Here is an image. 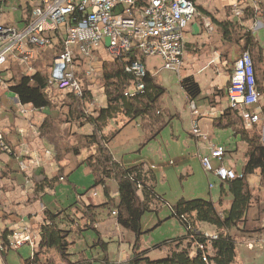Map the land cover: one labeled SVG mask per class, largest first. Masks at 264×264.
I'll use <instances>...</instances> for the list:
<instances>
[{"label": "crops", "instance_id": "crops-1", "mask_svg": "<svg viewBox=\"0 0 264 264\" xmlns=\"http://www.w3.org/2000/svg\"><path fill=\"white\" fill-rule=\"evenodd\" d=\"M239 1L244 12L247 6L252 7L249 0ZM37 2L38 0H8L6 7L0 11V23L17 29L23 28L27 23L28 7H33ZM194 2L199 18L189 24L183 34L186 48L181 68L186 70V74L181 77V70L175 74L172 70L164 68V60L160 56L145 61L147 70L167 90L161 103L162 116L166 123L164 128L154 137L143 126L141 119L125 125L122 120L118 122L114 120L108 128V131L120 128V132L110 143L115 159L124 166L144 164L152 169L156 178L155 191L165 201L164 205L159 206L156 211L146 213L143 218L144 233L138 249L146 251L152 259L163 258L168 254L169 248L164 246L165 242L187 235L186 228L171 213V206L179 199H210L207 195L211 193V188L215 187L214 184L220 181V197L218 201L212 200L217 203L221 211L230 207L231 196L227 181L220 180L212 172H206L201 163V156L209 153L210 146L218 144L226 148V154L221 160H213L214 167L224 165L235 170L240 177L243 175L247 159L248 146L237 132L239 125L228 127L226 119H221L230 107L229 81L236 63L235 59L230 60L229 50L222 51V48L224 45L237 44L240 47L237 56L241 55L243 50L238 43L223 38L221 29L214 19L235 21L232 15L233 4L218 9L200 0ZM244 16L240 23L248 29L254 24V20L243 21ZM207 21L211 22L212 28L207 27ZM257 25L259 37L257 40L264 46V39L261 37L262 32L264 33L262 18L257 20ZM49 35L45 48L34 47L36 50L34 59L22 62L11 57L5 66L0 67V135L2 137L0 140V246L3 244V234L6 231L10 233L8 239L15 231H28L37 246L40 240V226L46 210L66 211L72 215L75 213L79 217L77 212L85 206L99 205L107 201L101 186L91 188L95 183V176L91 169L82 163L89 152L82 150L80 155H75L71 149L76 136L90 132L92 128L88 125L77 128L74 124L72 128L79 132L77 135L58 133L60 138L57 141L62 155L58 159L55 144L41 135V127L46 117L57 118L59 110L38 109L32 105L22 104L19 97L10 89L11 80L19 73L36 72L35 64L41 57L46 56L53 66L56 48L61 42L58 38H54L53 34ZM207 58L208 62L198 68ZM82 60L84 61L82 67L75 65L76 73L83 69V74L91 83V88L93 89L94 84L101 87L102 91L99 94L93 90L95 105L104 106L106 103L103 88L97 80L102 70V61H92L93 71H90L87 69L85 59ZM209 67L213 68L214 73L225 75V81L221 85L214 84L204 90L198 75ZM165 70L179 77V88L175 91L176 95H179L178 101L172 95L168 96L169 89L158 79L160 73ZM190 76L201 87V94L192 100L181 84L185 77ZM52 89L61 91L53 86ZM260 124L264 142V124L262 122ZM63 126L65 131H69L70 126L64 123L59 129ZM195 127L200 130V136L194 134ZM56 175H60L59 180L52 187H47L46 180ZM254 175L258 177L257 187L251 184ZM254 175L249 178L254 201L248 211L244 229L232 231L235 239L237 236L243 239L253 237L255 234L252 233L264 232V186L259 171ZM40 183L44 186L38 187ZM108 185L111 189V197L118 202L116 180H109ZM114 211L116 209L104 210L98 216L94 229L73 234L74 243L70 249L71 264L129 263L135 254L134 245L137 239L134 233L118 224ZM79 222L82 224L81 220ZM199 229L211 238L217 234L216 228L208 230L203 223L199 225ZM32 252L33 248L30 244L18 249L8 248L3 253L0 251V264H29Z\"/></svg>", "mask_w": 264, "mask_h": 264}, {"label": "trees", "instance_id": "trees-1", "mask_svg": "<svg viewBox=\"0 0 264 264\" xmlns=\"http://www.w3.org/2000/svg\"><path fill=\"white\" fill-rule=\"evenodd\" d=\"M7 3L8 0H0V11L6 7ZM32 11V6H29L26 22L31 20ZM254 15L253 8L247 6L243 21L253 19ZM214 21L221 29L225 40L238 43L243 51L245 49L251 51L257 87L262 95L264 46L242 23L229 19L224 21L214 19ZM53 37L58 38V35L54 34ZM56 51L57 55L61 51V44ZM135 52L137 51L131 50L120 56H111L103 63L97 80L103 88L106 103L104 106H94L95 94L91 83L83 74V69L77 73L83 90L82 95L79 96L69 91H58L64 93V98L58 97L57 90L52 89L49 83L52 64L46 56L36 62L35 73L21 72L11 80L10 89L19 97L22 104L32 105L38 109L51 108L60 111L57 118L46 117L41 127V135L55 144L58 159L62 156L59 141H57L60 138L58 136L60 125L68 124L72 135L79 133L72 128L74 124L77 128L86 125L92 128L90 132L77 135L71 149L75 155H80L82 150L89 152L82 163L86 164L95 176V183L91 188L101 186L107 198V201L102 204H89L79 210L77 212L79 217L75 213L72 215L66 211L46 210L40 226V240L35 246L34 257L29 259V264H58L59 262L71 264L70 249L74 243L73 234L94 229L98 216L107 209L110 211L116 209L118 224L136 236L135 254L128 264L236 263L238 244L232 231L244 229L248 211L254 201L249 183L250 176L259 171L262 186H264V142L260 124L261 122L264 124V104L261 108L262 121L252 127H247L239 113L231 107L221 118L226 119L228 127L239 125L237 132L241 134L242 140L248 146L243 175L227 181L228 192L231 196L230 207L221 211L212 199H179L171 206V213L186 228L187 235L165 242L164 246L169 248L168 254L163 258L152 259L146 251L138 249L144 233L143 218L146 213L156 211L159 206L164 205L165 201L155 191L156 178L152 169L144 164L124 166L115 159L110 143L120 132V128L108 131L114 120L117 122L122 120L125 125L141 119L143 126L154 137L166 125L161 109L162 99L167 92L166 88L159 84L148 70L142 78L127 71V67L137 59L145 63L144 58L137 56ZM83 63L82 58L76 60L79 67H82ZM139 81L144 84L143 90L134 95H126V92ZM181 84L191 100L201 94V87L193 77H185ZM59 178L60 175H56L46 180L47 187H52ZM111 179L116 180L118 184V202L111 197V189L108 185ZM39 186L44 185L40 183ZM201 223L214 226L217 230L216 238L206 236L200 231ZM9 234V231L3 234V244L0 246L2 253L10 248Z\"/></svg>", "mask_w": 264, "mask_h": 264}, {"label": "built area", "instance_id": "built-area-1", "mask_svg": "<svg viewBox=\"0 0 264 264\" xmlns=\"http://www.w3.org/2000/svg\"><path fill=\"white\" fill-rule=\"evenodd\" d=\"M249 2L255 15L254 24L248 30L257 39V20L264 21V0ZM32 8L31 20L23 28L0 23V66L6 65L11 57L22 62L34 59V47L45 48L49 34H57L61 51L55 57L49 83L79 96L83 90L76 73V60L85 59L87 69L93 71L92 53L99 48H106L112 56L136 50V55L144 61L160 56L164 68L179 73L186 48L183 34L197 11L194 0H38ZM244 13L240 1L236 0L232 6L235 21L242 22ZM206 25L212 28L211 22L207 21ZM127 71L142 78L147 67L137 59ZM143 88L144 84L139 81L126 95H134ZM261 98L252 54L245 49L230 77V107L239 113L247 127H252L262 121ZM193 131L201 135L197 127ZM225 154L223 145H211L209 153L201 156V163L206 172L214 173L222 181H230L240 177L235 170L213 165L214 159L221 160ZM8 242L12 249L30 244L33 248L31 259L34 257L35 244L28 231L13 232Z\"/></svg>", "mask_w": 264, "mask_h": 264}, {"label": "rangeland", "instance_id": "rangeland-1", "mask_svg": "<svg viewBox=\"0 0 264 264\" xmlns=\"http://www.w3.org/2000/svg\"><path fill=\"white\" fill-rule=\"evenodd\" d=\"M203 1L205 4L210 5L211 7H217L218 9H222L223 7L226 6H230L231 4H234L236 2V0H200ZM199 16H198V12L196 11L194 14V17L192 19V21L190 22V24L195 21L198 20ZM261 37L264 39V33L262 32ZM226 51L229 50L230 54V60H236L239 58L238 53L240 51V47L237 44H229V45H224V47L222 48V51ZM112 56V54L106 50V48H99L96 51H93L92 53V61L96 62V61H102L101 64H103L105 61V59H108ZM207 56V55H206ZM238 57V58H236ZM210 58V57H208ZM208 58L205 59L204 61H202L203 63H200V65L198 66V68H200L202 65L206 64L208 62ZM235 61V62H236ZM220 64V63H219ZM187 65V63H186ZM5 66V65H3ZM2 67V66H0ZM195 67V66H194ZM196 69V68H194ZM175 74L177 73L176 71H172ZM186 74V70L181 68V77H183V75ZM223 74H226L223 72ZM222 74L218 75L216 73L213 72V68L209 67L205 72H203L202 74H199L198 77L201 81V83H203V89L206 90L208 89V87L214 85V84H219L221 85L224 81H225V75L221 76ZM203 77H206V79H203ZM208 77L213 78L212 80L207 79ZM158 79L169 89V94L168 96L172 95L173 98L177 99L179 98V95H176L175 91L177 88H179V77L177 75H172L170 72H168L167 70L163 71L162 73H160V75L158 76ZM263 89H262V98H261V102L264 104V82H263ZM93 90L99 94L101 90V87L98 84H94L93 85ZM58 97L60 98H64V93H59L58 92ZM94 106H98L97 104ZM60 112V111H59ZM60 114V113H59ZM59 116V115H58ZM264 122V120H263ZM62 133H64L65 135H71L72 134V130L70 129V131H65L64 126L63 128L60 129V133L62 135ZM211 174V173H209ZM214 181V180H213ZM258 183V177L257 175L252 176L251 178V184L253 187H257ZM215 187L211 188V193L207 195V198L213 199L214 201H218L219 197H220V193H221V185H220V181H217L214 184ZM210 188V187H209ZM225 198H228V196H225ZM231 198V197H230ZM203 225L206 227V229L211 230V229H215L214 226L208 224V223H203ZM234 231V230H233ZM237 232V231H235ZM234 233V232H233ZM261 232H257V233H252L255 234L253 237H248V238H237L236 239L239 241L238 243V256H237V263L236 264H264V232L262 234H260ZM236 236V235H235ZM236 240V241H237ZM237 241V242H238Z\"/></svg>", "mask_w": 264, "mask_h": 264}]
</instances>
